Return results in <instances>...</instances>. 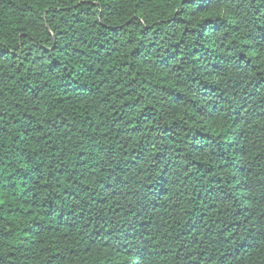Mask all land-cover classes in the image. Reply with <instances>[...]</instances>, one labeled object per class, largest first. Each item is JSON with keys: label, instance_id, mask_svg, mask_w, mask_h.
Wrapping results in <instances>:
<instances>
[{"label": "trees", "instance_id": "trees-1", "mask_svg": "<svg viewBox=\"0 0 264 264\" xmlns=\"http://www.w3.org/2000/svg\"><path fill=\"white\" fill-rule=\"evenodd\" d=\"M0 264H264V0H0Z\"/></svg>", "mask_w": 264, "mask_h": 264}]
</instances>
